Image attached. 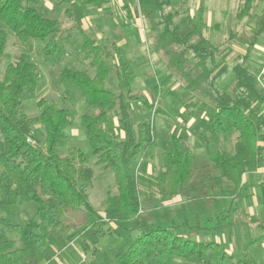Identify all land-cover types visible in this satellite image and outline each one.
Returning a JSON list of instances; mask_svg holds the SVG:
<instances>
[{
    "label": "trees",
    "instance_id": "trees-1",
    "mask_svg": "<svg viewBox=\"0 0 264 264\" xmlns=\"http://www.w3.org/2000/svg\"><path fill=\"white\" fill-rule=\"evenodd\" d=\"M176 1L155 0L159 11L157 26L163 27L168 44L179 47L169 65L182 69L190 56L209 62L208 88L215 113L210 116L207 132L212 136H237L232 156L225 151L212 153L210 161L221 176H210L208 182H216L218 187L227 180L237 187L242 182V169L258 164L264 157L261 145L264 132L258 128V122L263 120L259 114L264 105V93L247 64L252 48L264 34V8L260 14L251 16L256 0H245L240 5L237 17L251 16L255 20L256 34L249 40L246 54L230 67L216 63L219 48L203 36L200 26L182 31L174 22ZM103 2L82 0V5ZM0 22L7 29H0V61L8 33L14 34L24 45L32 41L44 44L43 55L47 60L64 57L67 53L64 45L71 34L63 30L58 20L46 17L26 0H0ZM158 49H161L160 44ZM82 53L90 60L88 70L65 66L58 82L66 89L74 88L94 111L92 115H83L81 124L91 146V156L97 157L99 165L114 172L118 194L108 198L107 219H102L87 192L93 179L90 155L76 147L70 148L66 155L60 154V149L68 146L67 129L74 120L70 109L48 104L41 98L37 103L42 110L40 115L33 117L25 112L24 99L28 93L36 91L38 80L35 64L27 51L23 52L7 66L0 79V260L4 264L42 263L57 243L69 242L62 237L66 229L64 215L68 211L83 210L95 229V244L102 232H106L102 230L105 225L126 227L125 240L118 246H108V251L101 253L92 249L91 264H175L179 258L199 261L207 258L212 264H259L250 257L232 263L218 243L182 238L178 231L185 226L174 220L169 225H160L140 219L138 213L145 202H152L148 210H156L191 184L197 171L195 156L182 148L179 137L172 136L155 178L162 197L143 195L145 201H142L137 179L129 168L142 153L145 158L154 160L158 142L153 122L145 119L135 123L126 104L133 94V64L126 60L123 47L116 41L99 44L91 34H83ZM109 60L114 75L107 63ZM90 71L94 72L93 76ZM230 72L233 82L228 90H223L219 80ZM114 79L120 83L119 93L106 86ZM116 119L125 134L123 141L116 138L111 127ZM37 125L46 133L44 142L38 145L32 139ZM208 184L205 183L204 194H222L221 188L218 187L220 191L216 193ZM27 204L36 205L34 218L14 224L13 212ZM9 232L19 235L20 246L9 238ZM115 233L121 237L119 232Z\"/></svg>",
    "mask_w": 264,
    "mask_h": 264
},
{
    "label": "rangeland",
    "instance_id": "rangeland-1",
    "mask_svg": "<svg viewBox=\"0 0 264 264\" xmlns=\"http://www.w3.org/2000/svg\"><path fill=\"white\" fill-rule=\"evenodd\" d=\"M240 1L231 0L227 2L229 4V7H227L228 10L223 11L221 2L224 6L226 5L225 0H216V2L211 0H177L173 7V11L177 14L174 22L182 31L192 29L194 26H200L203 36L211 44L219 48V53L216 54V63L228 62L239 54L240 51H244L251 38L252 24L247 19L239 21L236 18L237 8L242 4ZM107 4H110L108 13H113L114 16L112 19L115 21L111 20L114 24L116 23V28L113 29L112 25H109L108 27L105 26L103 30L98 29L97 24L92 21L93 24L88 32L91 35H95L99 43L117 41L121 39V36H125V34L123 35V30L125 29L121 27L122 23L131 22L133 24L132 16H130V5H135L140 15L142 14L143 20L141 22L147 31L146 35L143 34L140 30L142 24H140V28L133 29L132 33L134 36L129 37L127 41L122 38L117 42L123 45L126 58L132 61L133 64L132 73L134 75V84L131 86L133 94L126 101V104L132 112L135 123L145 119L153 122L158 142L156 158L154 160L147 159L143 156L144 153H142L130 165L129 171L137 179L142 201H145L143 195L150 198H160L162 195L159 192L160 187L156 183L155 178L161 168L163 153L169 150L171 137H177L179 135L185 137H181L184 140L182 148L192 152L193 140L188 136L190 130L187 126V113L198 111L199 105L202 106L205 100L207 102L212 101L206 77L207 65L209 67L210 64L209 62L203 63V60L193 59L190 56L186 59V63H183L184 67L182 69L179 67H170L169 62L179 52V47L168 44L169 40L166 39L163 27L157 26V22L159 21L157 15H159V11L155 7V0H106V7H108ZM254 10H252L250 15H253ZM209 13L210 15L208 17ZM64 24L67 27L70 25V21L65 20ZM84 27L87 29L85 24ZM0 29L7 30L1 22ZM137 35L138 37H136ZM141 36H143L142 39H139ZM163 36L164 40H162ZM197 39L195 37L194 41L196 42ZM81 42L82 35H79L74 43V46L78 45V47L74 48L73 55H65L64 57L60 56L52 60H47L43 55L44 44L32 41L30 45H24L14 34L8 33L5 52L0 61V79L3 78L7 66L14 63L20 54L27 51L36 66L38 87L36 91L26 95L24 99V110L29 116L34 117L40 115L42 110L38 107L37 103L41 98H45L48 104H56L57 106L70 109L74 120L67 129L68 146L61 148L60 154L66 155L70 148L76 147L80 148L87 155H90L89 166L93 169V179L92 186L87 192L90 203L97 211V214L102 219H105L108 209L107 200L109 197L118 194V186L114 172L107 169L104 165H99L97 163V157L91 156V146L86 137L85 130L82 127L81 118L85 114H94V111L86 106L83 98H81L74 88L66 89L58 82L59 73L65 66H70L77 70H88L90 60L80 51ZM159 44L161 49H158ZM260 45H264V34L261 36ZM107 63L112 68V74L114 75L112 62L109 60ZM256 66L264 67V63H256ZM90 72L93 76L94 72ZM106 86L113 92H120V83L116 79L112 83L108 82ZM212 104L214 105L213 101ZM111 127L114 129V134L117 139L120 141L125 140V134L117 119ZM45 138L46 133L44 128L41 125H37L33 131V141L38 145L42 144ZM232 144H216L211 147V150H218L221 146L229 149L232 147ZM194 150L196 153L195 163L197 167L194 175H197V177L195 180L193 177L192 181H196L200 187L202 184V189L205 183H210L208 185L212 186L214 191L218 193L220 189L216 187L217 183L208 182V178L211 175L205 170L206 167L204 165L206 163L202 162L207 160L210 151L205 146ZM189 188H192V186L181 190L182 199L187 200L186 196H191L194 193ZM171 201L170 199L166 200L167 203H174V200L173 202ZM151 205L152 202H145L142 210L139 211L138 215L143 221L146 220L152 223L156 221L160 225H169L175 219L182 220V218H188V221L193 222L189 214L181 217L179 211L173 214L169 210L172 208L167 209L166 214H168L169 219L165 222L160 218L161 213H156L155 216L151 215L152 212H155V210H148ZM158 209L161 210L163 207ZM35 214V204L23 205L13 212L14 224L26 223L29 219L34 218ZM156 216H158L157 220H155ZM63 220L64 226H66V229L62 232L63 239L67 238L66 240L69 242L78 240L79 243L84 240L90 241L93 239L95 231L90 225L85 211H68L64 215ZM110 225L103 227L102 230L106 232H102L99 236L98 244L95 247L93 245L90 246V256H88V252L84 255L85 259H88V264L93 261L92 249L101 253L108 251V246H118L121 243L115 233L116 231L124 238V230L126 227L122 229L117 227L116 224L111 223ZM132 225L131 227H133ZM178 232L182 238L189 239L192 237L191 233L185 230ZM8 236L16 241L17 246H20V237L17 233L9 232ZM67 249L72 250L70 246H67ZM79 249L81 248L79 247ZM61 253H57L59 257L62 256ZM80 259L82 261L83 257L80 256ZM175 264L183 263L181 260L176 259Z\"/></svg>",
    "mask_w": 264,
    "mask_h": 264
},
{
    "label": "crops",
    "instance_id": "crops-1",
    "mask_svg": "<svg viewBox=\"0 0 264 264\" xmlns=\"http://www.w3.org/2000/svg\"><path fill=\"white\" fill-rule=\"evenodd\" d=\"M26 1L37 8L46 17L58 20L63 30L71 34L70 40L65 43L66 45H64L67 52L66 55L68 56L73 55L74 48L78 47V45L74 46L76 38H78L79 35H82L83 41V34H89L88 31L93 24L92 21L97 24L98 29L103 30L105 26L108 27L109 25H112L113 29L116 28V23L114 24V22L112 21L114 20L112 19L114 15L112 12L108 13V11L110 10V4H107L108 7H106V0H104L101 5L90 6L82 5V0ZM211 1L216 2V0ZM229 1L231 0H225L226 5L224 6L221 2V8L223 11L228 10L227 7H229V4H227V2ZM244 1L245 0H241L240 3H243ZM239 7L240 6H238L237 11ZM263 8L264 0H256L253 8V10L255 9L253 15L260 14ZM129 9L133 24H131V22H124L121 26L125 29L123 30V35L125 34L126 36H121V39L124 38L126 41L129 37L134 36V34L132 33L133 29L138 27L140 28V24H142L141 21L143 20V17L141 16L142 14L140 15V12L137 11L135 5H130ZM91 13L93 14L90 15ZM209 15L210 13L208 14V17ZM251 16H246L241 19L237 17L236 12V18L239 21L247 19L252 24V38V36L256 34V30L254 29L255 20ZM157 17L159 19V15H157ZM65 20L70 21V25H68L67 27L64 24ZM84 24L86 25L87 29L84 27ZM140 30L143 34L146 35L147 31L144 28L143 24ZM262 35L259 36L258 41L252 48L247 64L252 75L256 77L258 87L264 93V67L256 66V63H264V45H260ZM136 37H138V35ZM142 37L143 36L139 37V39H142ZM120 40L117 41L119 42ZM118 45L123 47V45L119 43ZM247 50L248 46L244 49V51H240V53L237 54L234 58H232L228 62L223 63L231 67L232 63L237 60V58L245 55ZM80 51L82 52V42ZM126 60L130 61L127 58ZM209 67L207 65V83L209 80L208 75L210 73L208 72L210 70ZM233 78V74L231 72L228 73L219 80V86L223 90H228L231 87ZM223 83L225 84L223 85ZM211 100L213 101L212 98ZM212 101L207 102L205 100V102L202 103V106L199 105L198 111H191L187 113L188 116L186 117V120L188 121L187 126L189 127V130L191 132L188 133V136H190L193 140L192 153L196 157L194 149L205 146V148L210 151V155L207 160L202 161L206 163V165H204L206 167L205 170L207 173H210L212 177H220L221 172L214 168V164L210 161V157L212 153L218 151H225L232 156L235 152V138L237 134H234L231 137H227L222 134L212 136L207 132V125L210 116L215 113V107L212 104ZM261 109L262 110L259 115L263 118V120L258 122V128L259 130H262L264 132V105ZM177 137L181 139V144L183 146L184 140H182L181 138L183 136L179 135ZM226 143H233L232 147L228 149L227 147L221 146L219 147L220 150H211V147L216 144L225 145ZM261 145L264 146V143H261ZM196 177L197 175L194 177V180ZM241 181L242 182L239 184V186L235 187L233 183L224 180L222 184L218 186L223 190L222 194L219 196L213 194H204V188L202 189V184L200 187V185H197L196 181H192L189 185L190 187L192 186V188L189 189L194 193L191 196H186L187 200L182 199V193L180 192L179 194L168 198L172 200L171 202H173L174 200V203L170 204L165 201L163 209H157L155 210V212H152L151 215L155 216L156 213H161L160 218L166 222L169 219L168 214H166V211L169 208H172L169 210H171L173 214H175L176 211H179L181 217H184L185 214H189L193 222L188 221V218H182V220L175 219L179 225L183 224L185 226V228H181L180 230H185L191 233L192 237H190L189 239L196 242L218 243L223 251L229 257H231L230 262L232 263L239 262L246 257H250L256 260L259 264H264V157L258 162V164H254L242 169ZM157 218L158 216H156L155 220H157ZM93 230L95 229L93 228ZM118 240L122 242L123 240H125V238L119 237ZM95 241L96 238L94 239V237L90 241L84 240L80 243L78 240H73L68 243L60 241L59 243H57L56 248H51L48 257L41 264H88V259L86 260L84 255H86V252H88V256H90V246L93 245V247H95V245L97 244H95ZM67 246H70L72 250H68ZM79 247L81 249H79ZM57 253H61L62 256L59 257ZM79 255L83 257L82 261ZM179 260H181L183 264H211V260L207 258L201 261L197 259L191 260L180 258ZM0 262V264H4L1 260ZM90 263L91 262H89V264Z\"/></svg>",
    "mask_w": 264,
    "mask_h": 264
}]
</instances>
